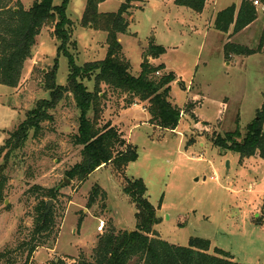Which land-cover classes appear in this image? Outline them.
<instances>
[{"label":"rangeland","instance_id":"1","mask_svg":"<svg viewBox=\"0 0 264 264\" xmlns=\"http://www.w3.org/2000/svg\"><path fill=\"white\" fill-rule=\"evenodd\" d=\"M19 1L25 10L35 2ZM87 2L70 0L67 7L72 38L69 51L79 67L107 56V33L82 25ZM241 2L220 0L216 8L222 11ZM60 3L55 0V5ZM124 3L131 7L126 15L129 31L120 36V42L131 74H141L151 48L163 47L165 52L158 58L149 56V64L165 67L159 76L167 72L176 76L170 101L185 111L178 127L166 131L151 124L148 106L136 101L125 107L127 96L103 85L107 97L100 126L117 125L139 153L124 177L142 179L146 184L147 197L158 212L155 230L164 241L188 246L191 238L198 237L211 242V253L217 247L240 264H264V159L257 154L241 160L239 154L221 151L211 141L237 130L244 136L263 108L264 4L256 6L259 20L251 30L227 38L210 27L207 16L200 19L174 0H104L99 13H117ZM53 31V26L46 27L38 36L19 86L0 85V149L37 102L50 99L44 76L56 62V83H68L69 62L60 53L61 43ZM261 40L259 54L226 56L229 42L256 49ZM84 84L94 91V78ZM52 114L54 122L44 126L43 136L34 139L31 132L25 148L10 156L6 200L0 206V255L9 253L0 264L27 262L28 253L18 247L33 233L35 208L44 189L60 191L56 200H45L53 202L54 227L38 237L47 242L28 264L60 260L74 264L89 259L102 235L97 232L100 221L106 223L104 233L136 230L137 209L125 193V178L112 165L102 167L83 183L64 184L66 172L82 161L83 147L74 143L80 111L71 100L62 102ZM89 117L94 119L93 112ZM8 152L2 154L0 165H5ZM96 185L107 198L100 196L93 203L90 197ZM35 186L42 190H34Z\"/></svg>","mask_w":264,"mask_h":264},{"label":"trees","instance_id":"2","mask_svg":"<svg viewBox=\"0 0 264 264\" xmlns=\"http://www.w3.org/2000/svg\"><path fill=\"white\" fill-rule=\"evenodd\" d=\"M103 1L88 0L82 25L93 26L94 29L107 33V56L103 61L86 63L79 67L69 51L72 38L67 7L70 0H61L59 5H55V0H35L29 10H25L19 0H0V85L10 88L19 86L25 64L32 59L37 38L46 27L53 26V37L61 43L59 51L69 62L67 85L61 86L56 83L58 70L56 62L52 70L44 76V88L50 92V99L39 100L0 149V158L9 150L5 157V165H0V206L6 200L9 182L6 170L10 156L13 152L25 148L31 132L34 133V139L43 136L44 126L54 122L52 112L64 101L73 100L80 111L78 133L74 136V143L83 147L82 161L66 172V177L70 181L83 183L93 173L109 165L124 177L128 166L139 158L137 147L129 144L118 128L111 124L100 126L103 101L107 97L102 90L103 85L108 86L113 93L126 95L128 101L125 107L134 105L136 101L148 106L146 110L150 115L151 124L167 131H173L178 127L185 111L170 101L171 84L176 81V76L171 72L159 76L165 67H153L150 64L143 65L139 76L131 74L130 63L123 53L120 42V36L128 34L129 31L126 15L129 14L131 7L124 3L117 13H99V5ZM255 1L264 4V0H242L239 9L232 5L218 12L214 28L221 33H228L233 26L232 35L239 34L258 18ZM15 2L16 6L12 7ZM175 2L179 6L200 13L206 0ZM72 43L75 46V42ZM262 47L263 40L256 49L229 42L225 45V53L227 57L232 54L253 56L259 54ZM164 52L163 47L151 48L149 56L158 58ZM92 78L95 81V89L89 91L84 81ZM189 108L192 109L193 106ZM91 112L94 115L93 120L89 117ZM192 117L199 122L194 113ZM211 141L221 151L239 154L241 160L255 157L257 154L264 159V105L258 111L257 118L247 127L244 136L237 130L227 133L224 137L216 136ZM125 181V193L137 209L136 230L111 229L103 233L94 247L92 256L89 259L82 258L74 264H240L229 252L220 248H214L211 253V242L206 239L191 238L188 246L173 245L161 239L155 230L158 223L157 208L147 197L146 184L142 179L125 178ZM33 189L42 190L40 186ZM59 193L58 188L44 189L38 199L33 233L29 240H25L18 247L19 251L24 250L28 253L25 264H28L32 255L47 242L42 238L38 239L48 234L54 227L53 210L46 214L45 200H56ZM100 196L103 200L107 198L106 192L96 185L90 201L95 203L96 198ZM6 252L1 253L0 259L6 257L9 253ZM56 264L66 263L60 260Z\"/></svg>","mask_w":264,"mask_h":264},{"label":"crops","instance_id":"3","mask_svg":"<svg viewBox=\"0 0 264 264\" xmlns=\"http://www.w3.org/2000/svg\"><path fill=\"white\" fill-rule=\"evenodd\" d=\"M175 1V0H174ZM220 2V0H206V3H205V6H204V9H203V11L202 12H200V13H197V12H195V11H193V10H191V9H189V8H187V7H185V6H179L180 8H183V9H189L190 11H192V12H194V14H196L197 16H199V18L200 19H205V18H209L210 19V27H214V24H215V19H216V15H217V13L218 12H220V11H218L217 10V4ZM234 5V4H233ZM230 6H232V5H230ZM230 6H228V7H230ZM227 7V8H228ZM239 7L240 6H238L237 8L239 9ZM207 16V17H206ZM207 18V19H208ZM258 20H259V17L257 18V20L253 23V24H251L249 27H247L245 30H243L242 32H247V31H249V30H251L252 29V27L253 26H255V24L258 22ZM212 21V22H211ZM233 26L230 28V30H229V32L228 33H225L226 34V36H227V38L228 37H230L231 35H232V32H233ZM242 32H240V33H242ZM239 33V34H240ZM244 34V33H243ZM236 36V35H235ZM150 59H152V58H150L149 57V61L151 62V60ZM113 123V122H112ZM113 126H117V125H114V124H112ZM167 131V130H166ZM130 142V141H129ZM131 143V142H130ZM132 144V143H131ZM100 234V233H99Z\"/></svg>","mask_w":264,"mask_h":264},{"label":"built area","instance_id":"4","mask_svg":"<svg viewBox=\"0 0 264 264\" xmlns=\"http://www.w3.org/2000/svg\"><path fill=\"white\" fill-rule=\"evenodd\" d=\"M254 4H255V6H258L259 2L255 1ZM135 106H137V105H135ZM105 228H106V223L104 221H100L99 225L97 227V232L100 233V234H103L104 231H105Z\"/></svg>","mask_w":264,"mask_h":264},{"label":"water","instance_id":"5","mask_svg":"<svg viewBox=\"0 0 264 264\" xmlns=\"http://www.w3.org/2000/svg\"><path fill=\"white\" fill-rule=\"evenodd\" d=\"M16 11H17V9H16ZM149 63H150V61H149V55H146L145 60H144V64L147 65ZM69 182H71V181H67V179H65L64 184L65 183H69ZM52 203H53L52 201L47 202V212H46V214L49 213L50 206H51ZM6 204H8V201H6Z\"/></svg>","mask_w":264,"mask_h":264}]
</instances>
